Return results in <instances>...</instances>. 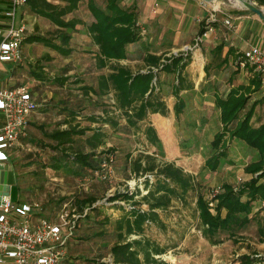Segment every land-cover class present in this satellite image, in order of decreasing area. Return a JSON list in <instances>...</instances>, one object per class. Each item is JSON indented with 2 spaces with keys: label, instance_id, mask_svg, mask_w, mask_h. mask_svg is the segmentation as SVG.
<instances>
[{
  "label": "rangeland",
  "instance_id": "obj_1",
  "mask_svg": "<svg viewBox=\"0 0 264 264\" xmlns=\"http://www.w3.org/2000/svg\"><path fill=\"white\" fill-rule=\"evenodd\" d=\"M97 1L101 4L103 0ZM201 3L206 12L204 22L209 23L210 26L218 24L223 20L222 17L228 15L229 9L227 7L229 4L233 3L235 8L245 10L235 0ZM262 9L264 11V8ZM73 14L78 18L87 14L85 0L81 1ZM211 14L214 15V20L208 21ZM213 21L215 23H210ZM24 23L26 26V22ZM40 23L41 28H45L47 25L43 21ZM30 25L34 26L33 22ZM148 36L149 33H146V37ZM173 36L176 37V34L167 35L163 45L160 46L152 42L151 51H160L166 56L189 53L191 59L195 58L197 54L199 62L201 61L209 67L206 76L203 75V80L194 84L196 87L194 93L188 92L180 95L185 107L178 117H174L172 108L175 99L169 93L172 87V77L160 74V80L163 82L162 100L166 102L169 108L166 118L155 121L157 125L161 126L159 134L162 137V147L160 149L147 144L144 135L140 132L133 133V130L129 134L120 131L113 132L110 126L105 125L103 129L109 137L104 149L111 147L114 152L109 154L108 161L104 162L105 166H100V170L82 171L78 176L68 174L62 169L53 170L44 167V162H47L45 155L41 153L40 149L28 142L32 138L41 137V133L29 125H27L25 136L18 140L10 151L9 159L11 168L16 174L15 182L21 188L25 202L39 203L44 214L49 218H55V214L62 209L69 216L72 213L77 216L75 229L66 245V253L61 264H92L87 259L112 262L110 248L117 240L114 220L122 214V210L118 206L123 205L127 208L129 203L119 199L110 200V197L117 193H131L136 184H138L142 194L146 192L143 188V175L148 176L149 173L135 176L131 171L130 162L140 153L152 155L158 164L175 163L190 173L195 182V191L187 196L184 203L174 200L170 208L159 212L165 224L164 228L154 225L145 227L144 236L166 249L157 257L170 264H245L242 255H249L250 258L256 259L251 264H264V242L262 240L263 235H261V230L264 231V202L256 201L254 203L250 213L251 221L245 228L235 234H230L227 231L215 233L214 238L218 240L216 244H211L203 237L195 203L197 193L210 200L214 194L221 190L224 183L231 184L234 189H238L243 181L250 177L245 172V166L257 161L258 157L254 151L238 140L230 137L225 139L224 147L227 157L215 171L206 168L205 160L212 156L210 142L222 127L219 110L213 105L212 93L215 92L216 95L224 96L231 85H247L258 73L253 66L248 64L241 69L236 65V59L231 65L218 68L217 64L222 60L221 55L219 58H215L210 53L214 49L213 45L210 42L199 41L195 31L180 35V39H174ZM132 49L134 48L132 47ZM135 49L133 52L138 51L139 48ZM46 52L48 50L38 44L28 47L22 45V60L13 69L17 78L7 80V84L2 85V87L25 86L32 93H35L37 111L45 105L71 104L73 108L78 109L79 117L73 124H78L79 128H98L100 124H92L87 121V118L102 116L103 105L108 104L110 107V104L108 98L99 100L94 96L88 99L82 96L79 88L82 86L93 87L94 80L91 77L86 78L87 81L84 84L76 85L73 81L72 87L67 85L65 89H61L57 85L39 81L30 75V71L36 67V62L39 60L41 61L40 65L46 68L43 71L45 76L61 78L63 72L60 70L64 60L72 59L75 64L77 62L80 64L85 57L74 55L66 58L56 55L55 58L57 59L47 64L46 56H44ZM137 65L139 64L131 66L135 69ZM48 67L52 70L51 75L48 73L51 71ZM69 76L71 74L67 75V78ZM202 89L206 92L205 96L200 91ZM253 102H257V105L251 124L253 127H257L264 122V94L260 89L250 94L247 109ZM150 118L149 116L148 122ZM117 121L121 126L125 125L124 118H117ZM53 124L52 122V127ZM141 128H144V122L141 124ZM49 144L54 145V143ZM21 145L22 147H20ZM149 178L152 179V177ZM260 182L264 183V177L260 179ZM18 194V199L21 200L22 193L20 190ZM76 196L80 198L95 196L97 200L93 206H96L97 210L91 211L84 208L81 214L73 204L74 199L70 198ZM67 197L71 199V204L65 206L63 202L60 204L59 200ZM138 197L136 196V198ZM142 208H145V205H142ZM86 213H88V217L84 218ZM106 216L110 217L108 221L104 220ZM136 237L132 236L131 238Z\"/></svg>",
  "mask_w": 264,
  "mask_h": 264
},
{
  "label": "trees",
  "instance_id": "obj_2",
  "mask_svg": "<svg viewBox=\"0 0 264 264\" xmlns=\"http://www.w3.org/2000/svg\"><path fill=\"white\" fill-rule=\"evenodd\" d=\"M54 1L58 4H52L47 0H26L24 7L57 27L59 42L55 41L56 38L31 35L26 37L22 44H41L66 57L72 53L71 48L68 47L71 41L68 31H74L81 22L76 19L65 21L64 18L75 12L82 0ZM253 1L259 6H264V0ZM85 4L93 18V22L84 27L92 44L97 47L95 67L97 70H108V72L98 76L95 88L82 86L79 90L86 98L94 96L100 100L110 95V107L104 104L102 116L87 118L92 124H100L98 128H79L78 124H73L78 117V109L74 107L69 111V119L65 122L68 125L67 129L51 133L42 130L41 139L28 140L45 155L47 162H44V167L53 170L62 169L73 176H78L86 170H100L101 164L108 161L109 154L114 152L111 147L104 149L109 137L103 129L105 125L110 126L113 132L120 131L125 134H129L132 130L133 133L140 132L144 135L147 144L156 149L162 147L154 127L148 122L150 115L167 117L169 113L166 102L162 100L163 82L160 80V74L172 77L169 93L175 99L173 105L175 117H178L185 107L180 93L193 88L183 74L191 63L189 53L165 56V53L158 55L149 47H144V56L141 57L144 72H133L128 66L119 63L130 58L128 46L143 39L142 31L137 25L138 13L135 6H127L123 0H103L101 4L97 0H85ZM209 27V23L204 21L200 23L198 36L201 37ZM222 49L223 44H220L210 53L215 58H219ZM227 57L228 55L218 62V68L225 65ZM242 60L241 53L238 55V62ZM208 67V65L204 67L205 73L208 72ZM41 70L42 66L37 65L30 71V75L39 81L58 87H63L69 82L67 78H48ZM73 83L77 85L81 81L75 80ZM259 88L260 77L257 75L248 85L232 86L224 97H214V105L219 110L222 127L210 142L213 154L205 160L206 168L215 171L219 164L223 163L227 157L224 147L227 137L242 142L257 154L258 159L245 166V172L250 177L243 181L238 189L224 183L221 190L210 200L197 193L195 203L201 232L211 244L218 242L214 234L219 231L235 234L245 228L251 221L250 213L254 203L264 202V183L260 182L264 177V122L258 127H253L251 124L257 102H253L247 109L250 94L258 91ZM121 117L125 120L124 126L117 121V118ZM130 163L131 171L135 176L149 173L148 176L143 175V188L146 192L142 194L136 184L131 193H117L110 197V200L119 199L129 203L127 208L123 205L118 206L122 214L114 220L117 240L110 248L112 262L87 260L92 264H170L157 257L166 249L144 236L145 227L151 225L165 227L159 212L170 208L174 200L184 203L187 196L195 191L194 177L173 162L158 164L156 159L148 154L140 153ZM70 198L74 199L73 204L81 214L84 208L97 210V207L93 206L97 200L95 196ZM70 198L60 199L59 202L60 204L63 202V205L71 204ZM17 201L19 202V199ZM142 205H145V208H142ZM86 217L88 213L84 215V218ZM109 218L106 216L104 220L108 221ZM261 235L264 242L262 230ZM132 236L137 237L131 238ZM242 259H245V264H251L256 260L249 255H242Z\"/></svg>",
  "mask_w": 264,
  "mask_h": 264
},
{
  "label": "crops",
  "instance_id": "obj_3",
  "mask_svg": "<svg viewBox=\"0 0 264 264\" xmlns=\"http://www.w3.org/2000/svg\"><path fill=\"white\" fill-rule=\"evenodd\" d=\"M47 1L52 4H58V2L54 0H47ZM123 1L127 6L132 5L136 7L138 13L137 25L143 34V39L141 41H139L136 44H132L128 46V55L130 56V58L119 62L122 65L128 66L133 72H137V71L144 72L143 62L141 59V57L144 56V52H145L143 50L144 47L146 48L149 47V49L151 50L150 45H152V42H155L156 45L159 46L163 45V42L166 40L167 35L169 34H173V35L176 34V37L173 36L174 39H180L181 38L180 35L184 33H191L195 31L198 34L200 29V23L204 21L206 15L205 9L200 0H123ZM9 2H10L9 0H0V41L4 36V32L6 28V19L4 17V12L7 11L9 8L10 5ZM253 3L258 8L263 10L262 8H264V6H259L254 1ZM227 8L229 9L228 15L226 17H222L223 20L221 22H219L214 26H210L208 30H206L201 37L198 36L197 38L199 39V41L202 42H210L214 48L220 44H223V49L221 52L222 59L226 55H228L227 57L228 60L225 63L224 67H226L227 65H231V63L236 59L235 60L236 65L242 69L247 64L242 65L243 60L242 62H238L239 54H241L244 50L248 49L251 46L258 47L264 50V21H261L255 14H252L240 8H235L234 5L232 4H229ZM73 13L67 15L64 18V20L68 21L71 19H76L79 20V22H81V25H77L74 31H68V33L71 36V41L69 42L68 47L71 48L72 53L71 55L66 56V58L67 57L70 58L74 55H77L78 57L82 56L85 58L83 59V61H81L80 64L78 62L75 64L74 62H72V59L64 60L65 62H63L60 70L63 72L61 78H67V75L70 74L71 76L67 78L69 82H67L63 87L60 88L65 89L67 85H69V87H72L73 84L71 82L75 80H80L81 83L84 84L86 83L87 79L90 77L91 79L94 80L93 87L95 88L97 84L98 76L100 74H106L108 70H97L95 67V54L97 51V47L92 44V41L90 37L87 35L84 27L86 25H89L91 22H93V18L91 17L90 12L88 10H87V14H85V16L81 18H78ZM224 20L229 22L228 26H224L225 25ZM40 21L47 23L45 28H41ZM18 22L21 24L23 23L24 25H25L24 22H26L27 37L31 35L52 37V38H56L55 40L56 42H59V37H57L58 36L57 27H55L49 20L39 17L27 11L25 7H23L18 13ZM31 22H33L34 26L30 25ZM146 33H149L148 37H146ZM158 40L159 42L157 43ZM34 44L36 43L22 44V45L28 47ZM38 45L42 46L43 48H46L41 44ZM132 47L134 49H132ZM135 48H139V49L141 48V50L139 51L138 49V51L133 52L134 50H136ZM46 49L48 50V52H46L44 56H46V60L48 62L47 64H50L51 62H54L57 59L55 58V56L59 54L48 48ZM162 53L163 52L156 51V54L158 55ZM197 56L198 55L196 54L195 58L191 59V63L186 67L185 71L183 72L187 81L193 85V88L182 91L180 95L188 92L194 93L196 91V87L194 84L201 82L203 80V77L206 76L207 74L204 71L205 64L202 63L201 61L199 62ZM37 62H36L37 63L36 66L37 65L41 66L40 65L41 61L37 60ZM133 64H139V65H137L134 69L131 66ZM15 66L16 64H2V63L0 64V88H5L2 87V85L5 86L7 84L6 83L7 80H12L17 78L16 74H14L13 72ZM49 69L51 70V68ZM45 70L46 68L42 66L41 71L43 74H44L43 71ZM51 72L52 70L48 73L51 75ZM52 78H60V77L52 76ZM238 85H243V84H238ZM232 86L234 85H231V87ZM259 89L264 94L262 88L260 87ZM200 91L201 93H204L202 94L203 96L206 95V92L203 91V89ZM30 93L32 94L33 99L36 101L37 98L35 97V93H32L31 91ZM212 94H213V102L215 96H221V95H216L215 92H213ZM110 97H111L110 95L106 97L109 99V102H110ZM72 108L73 106L71 104L65 105L61 103V105L58 104L45 105V107H43L41 110L39 111L36 110L30 115L28 125L33 128H36V130H38L39 133H41L42 130L46 131L47 133H51L56 130H65L67 129L68 126L65 122L68 121L69 119L68 113ZM150 117L151 118L149 119V124L154 127L156 134L161 141L162 137L159 134L161 126L157 125L155 121H158L160 118H166V117H162L157 114L150 115ZM76 118L79 119V117ZM0 121H1V115H0ZM52 122L54 123L53 127H52ZM41 138H42V134L41 137L32 138V139H41ZM20 147H22V145ZM11 149L5 152L7 156V160L0 161V164H7L10 170H12L9 159ZM15 176L16 174L13 171L14 183L18 187V191L20 190L22 193V199L19 200V202L29 203L24 201L23 192L21 188L18 186V184L15 182ZM42 213L44 214L43 209H42Z\"/></svg>",
  "mask_w": 264,
  "mask_h": 264
},
{
  "label": "built area",
  "instance_id": "obj_4",
  "mask_svg": "<svg viewBox=\"0 0 264 264\" xmlns=\"http://www.w3.org/2000/svg\"><path fill=\"white\" fill-rule=\"evenodd\" d=\"M9 1L4 12L6 28L0 41V64L20 63L21 46L27 37L26 26L17 22L26 0ZM210 17L208 21L214 20L213 14ZM224 23L229 25L228 21ZM242 59V65L255 68L264 91V50L251 46L242 52ZM37 108L25 86L0 88V161L7 160L5 152L25 136L29 117ZM76 218L74 213L69 216L63 209L55 218H49L42 213L39 203L12 202L9 196L1 195L0 264H61Z\"/></svg>",
  "mask_w": 264,
  "mask_h": 264
},
{
  "label": "water",
  "instance_id": "obj_5",
  "mask_svg": "<svg viewBox=\"0 0 264 264\" xmlns=\"http://www.w3.org/2000/svg\"><path fill=\"white\" fill-rule=\"evenodd\" d=\"M203 3H212L218 0H200ZM248 12L255 14L264 21V11L258 8L251 0H235ZM9 196L12 202L18 200V187L14 183L13 171L7 164H0V196Z\"/></svg>",
  "mask_w": 264,
  "mask_h": 264
},
{
  "label": "bare ground",
  "instance_id": "obj_6",
  "mask_svg": "<svg viewBox=\"0 0 264 264\" xmlns=\"http://www.w3.org/2000/svg\"><path fill=\"white\" fill-rule=\"evenodd\" d=\"M233 4V3H232Z\"/></svg>",
  "mask_w": 264,
  "mask_h": 264
}]
</instances>
